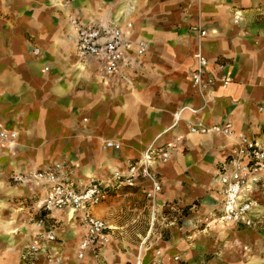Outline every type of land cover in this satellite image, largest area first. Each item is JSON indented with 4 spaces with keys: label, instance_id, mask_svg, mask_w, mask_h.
<instances>
[{
    "label": "crops",
    "instance_id": "1",
    "mask_svg": "<svg viewBox=\"0 0 264 264\" xmlns=\"http://www.w3.org/2000/svg\"><path fill=\"white\" fill-rule=\"evenodd\" d=\"M75 16L114 24L128 66L105 76L98 63L82 62L67 38ZM196 23L205 36L191 30ZM198 49L208 60L201 89L191 80ZM197 122L230 124L264 148V0H0V124L16 132L0 142V264H264V228L196 217L169 220L165 237L151 218L144 235L135 233L140 246L126 243L128 251L113 244L117 223L105 221L111 243L80 259L76 214L44 212L48 184L33 183L34 171L65 162L59 180L82 185L124 168L150 144L176 141L155 168L161 206L194 212L197 200L201 212L217 214L216 179L236 141L190 133ZM106 140L121 146L104 148ZM253 196L264 205V186ZM210 225L233 230L250 248L229 254L200 232ZM47 232L55 239L32 252L36 234Z\"/></svg>",
    "mask_w": 264,
    "mask_h": 264
},
{
    "label": "built area",
    "instance_id": "2",
    "mask_svg": "<svg viewBox=\"0 0 264 264\" xmlns=\"http://www.w3.org/2000/svg\"><path fill=\"white\" fill-rule=\"evenodd\" d=\"M68 4L65 3V7ZM234 21H240L239 12L234 13ZM70 32L67 38H72L76 52L82 60L94 61L99 64L105 76L119 74L128 66L124 51L128 44L120 30L114 25H97L84 22L79 17L69 20ZM197 36L203 37L206 31L196 23L191 26ZM36 51V50H34ZM143 51V43H139L138 53ZM195 65L191 72V80L195 87H203V76L208 60L198 51L194 54ZM83 64V63H82ZM230 79L222 78V85L226 86ZM175 113V124L180 116ZM174 124V125H175ZM192 134L216 133L224 136H236V145L231 149L226 160L221 164L216 184L219 188V203L217 219L224 223H240L245 226H256L259 223L258 213L264 209L259 207V200L253 196V191L261 189L262 173L264 172V148L257 140L250 139L243 134H237L230 124L206 125L197 122L189 127ZM16 137V132L0 124V142L9 141ZM179 140V138H176ZM176 145V141L168 142L165 146L148 145L141 155L127 163L122 169H114L105 178L90 176L82 185L73 181L59 180V165H50L34 171L31 175L40 182L48 184V190L43 200V207L47 209H68L76 214V218L83 230L82 238L77 245V256L82 259L87 252L97 254V248L107 238L109 226L105 220L97 217L93 209L108 197L109 188L115 184H133L145 181L148 200H155L161 191V180L156 173V166L164 164L169 159V150ZM104 148L119 149L121 144L106 140ZM20 179V177H15ZM37 243L31 245L32 252L39 251L41 240L55 239L53 232L36 234ZM38 240V241H37Z\"/></svg>",
    "mask_w": 264,
    "mask_h": 264
},
{
    "label": "rangeland",
    "instance_id": "3",
    "mask_svg": "<svg viewBox=\"0 0 264 264\" xmlns=\"http://www.w3.org/2000/svg\"><path fill=\"white\" fill-rule=\"evenodd\" d=\"M60 163V162H59ZM54 163L52 165H59L60 170L58 172V176L66 174L65 171V162L62 164ZM50 166V165H49ZM33 179V183L35 180H37L35 177L31 175ZM88 178V177H87ZM12 180V179H11ZM15 182L16 180L20 179H13ZM39 181V180H37ZM19 182V181H17ZM37 183V182H35ZM138 182H134L133 184H115L109 188L108 197L98 204L95 209V213L98 216H101L105 221L109 224L112 223V221L116 222L119 227H115L113 229L116 233L117 237L115 240H113V244L116 246L117 249H122L128 251L129 248H127L129 245H136L140 246L141 238L135 233H141L145 234L147 227H148V221L149 219H154V232H160L164 237L167 235V227L165 224L169 223V220H174L176 223L180 222L181 218L188 217L189 221L192 217L196 218H208L206 220L212 221L213 218H216L217 215L213 214V212H201V209L197 208L199 207V203L197 200H194L192 204L195 205V208L193 209L194 212H192V209L189 208H180L179 210H175L172 208H166L161 206L162 201H160L159 195H157V198L153 201L149 200L146 201V193L142 192L140 187L137 185ZM164 190V189H163ZM164 194V191H163ZM163 197V196H162ZM164 199V198H163ZM148 200V199H147ZM203 205V204H202ZM259 207L261 209H264V205L261 201H259ZM193 208V207H192ZM44 212H51L52 210L56 209H47L44 208ZM197 212V213H195ZM258 219L259 223L252 228H264V210L260 211L258 213ZM43 215V214H42ZM135 219V221H130ZM201 227H197L202 228ZM225 229L228 227H224ZM214 227L213 225H210V229L208 231H201L202 233L208 235V238L213 239V242L217 244V242L222 243L221 248L226 250L229 254H234L235 252L240 253L241 248H244V250H248L250 247L248 246L247 242L243 241V238H240L239 236H235L233 230H226L227 232L225 234H220L219 231H213ZM112 231V230H110ZM109 229L107 230V233H110ZM126 231V234L124 232ZM125 238L123 240L122 238ZM118 238V239H117ZM111 238L107 236V238L104 240L103 246L106 244L111 243ZM126 243H130L129 245ZM247 243V244H246ZM134 248V247H133ZM97 256V254H96ZM97 258V257H95Z\"/></svg>",
    "mask_w": 264,
    "mask_h": 264
},
{
    "label": "bare ground",
    "instance_id": "4",
    "mask_svg": "<svg viewBox=\"0 0 264 264\" xmlns=\"http://www.w3.org/2000/svg\"><path fill=\"white\" fill-rule=\"evenodd\" d=\"M131 11V9H128V12H130ZM69 39V38H68ZM72 38H70L69 40L70 41H73V40H71ZM79 66H80V64H79ZM82 68H84V67H82ZM229 138H230V140L231 141H236V136H232V135H230V136H228ZM36 166V165H35ZM69 213H72L71 211H69ZM70 216V215H69Z\"/></svg>",
    "mask_w": 264,
    "mask_h": 264
}]
</instances>
